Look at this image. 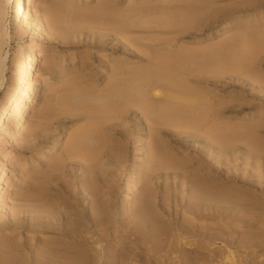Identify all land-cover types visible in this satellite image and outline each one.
<instances>
[{
    "label": "rangeland",
    "instance_id": "374dc122",
    "mask_svg": "<svg viewBox=\"0 0 264 264\" xmlns=\"http://www.w3.org/2000/svg\"><path fill=\"white\" fill-rule=\"evenodd\" d=\"M191 1L192 0H35L36 11L45 3H53L56 8L61 9L60 16L63 23L61 36L56 37L54 35L49 38L38 40L32 33H27L26 36L21 33L15 34L11 28L12 38L9 40V45H5V49L9 51L6 79H10L14 62L17 59V48L21 42L24 41V37H27V40L30 41L31 44L38 42L42 47L41 52L43 59L34 67V76L40 72L45 73L48 79H50V83L42 89L41 102H39L34 108L35 110H33L27 118L25 124V134L27 136L24 138L25 140L21 139L23 138L21 136L18 139H13L11 142H8V144L0 142V157L5 153H9L12 158L10 168L6 174V181L11 179L14 181L16 180L12 190L8 193H4V201L7 203V210L0 211V216H2L0 219V248L4 245V241L7 240L6 234L12 232L8 229L9 225H19V228H17L18 234L15 238L17 241L31 239L35 235L31 230L30 220L34 215L33 196L38 183H41L40 185L43 187L54 189L56 188V184L62 182L61 179H63L67 181V196L68 198H72V194H75V187L84 180V178L80 175L83 170H80L72 161L74 160V155L76 156V151L78 152V149L75 151L74 148H77L76 145L80 146L82 142L79 144L76 142L75 146L72 147L74 144H70L72 141L69 140V138H77V141L81 138L80 141H83V143H90L91 145L93 142L88 141H92L90 137L94 138V133L97 132L93 131V128H95L93 126L98 125V128L96 126L97 129L95 128V130H99L101 133H99V131L97 133H99L101 137L103 136L104 139H102L103 141L100 140L97 137L99 135H97V138L93 139V141H96L94 143L98 145V141L100 140V146L101 143L104 142L101 146L103 149L107 146L108 150L109 148H113L112 156L107 154V161H105V170L103 174L108 179L110 190H112L115 195L113 199L117 209V217L120 215L119 211L121 205H127V207H125V209H127L129 207H134L136 204V200L133 202L129 199L126 200L125 188L129 184L130 174H143L145 171H148L146 167V158L148 155L146 154L149 153L146 152L145 145L149 143L151 146H155V152L160 154V156L173 158L178 164L183 165L189 175H205L209 177L211 181H216L220 185H223L224 189L227 191L229 190L232 195H237V197H240L239 195H244L242 198L244 200H249V205H253L252 208L254 209L245 205H236L235 203H231L228 200L229 197H227L222 203L229 207V211H231L229 216H226L223 220L214 218L207 221L211 226L220 224L237 228L241 231L244 230L242 236L232 233L231 235L225 236L223 241L216 240L210 242V259L212 258V262L209 264H225L223 259L226 252L229 250L235 255L236 260L233 264H247L245 261L246 257L250 258L252 256L256 258V264H264V182L255 183L250 181L253 179V176H250L253 173L256 178H259L260 174L264 176V156L255 157V155L251 153L250 142H247L248 137L253 136L264 145V6L259 7L253 5L250 6L249 11L243 13L239 12L224 17L223 13H225L226 7L237 3L241 8L246 4L244 2L248 0H196V2L200 1L207 4L206 8L211 11L207 12L206 16L196 23L191 24L190 21L186 19L188 15L186 10L189 8V3ZM215 9L218 10L216 13L214 12ZM213 13H215V16L212 15ZM140 18L141 20H139ZM180 18H183L182 21H189V23L183 22V26ZM173 20L175 26H171ZM127 21L129 23H131V21L134 23L130 25ZM140 21L142 22L140 23ZM162 21H164V23ZM158 23L163 24V26L167 24L170 26H164V29L163 26L162 28L161 26H157L159 25ZM159 27L161 29H159ZM129 37L130 39H128ZM240 39L243 40V42L247 40L248 42L246 43L250 44L253 42L252 45H255L252 46L251 51L258 54L256 55L251 52L248 55H251V57L253 56L252 58L249 57L251 59V64L248 70L241 73L237 72L238 69L232 64L234 60H231L233 59L234 52L242 46V43H239ZM250 40H252V42ZM238 43L239 45H237ZM224 46H228L229 49L232 47L234 52H229L230 50L228 49L227 51L226 48L224 49ZM149 49L153 53L155 52V54L157 52V56H159L161 52L159 56L161 59H163L162 57H166L173 62L174 67L176 66V69L179 70L178 74H180L182 79L187 82V84H191L190 87L194 94H206L216 104V115L213 118L215 126L208 132L211 137L213 136L214 140L212 144L204 138L194 140L184 134L173 133L167 128H164V133L160 141L154 140L153 137L148 134L149 128L145 120L139 115L136 116L134 110L131 109L127 112L124 111L125 113L123 112V115H119L120 118L118 121L114 120L111 121V123H106L103 120L100 121L99 116H102L101 110L106 107L107 103L109 105L110 102L114 104L118 101V104H120L124 99L122 101L124 104H120V106L122 105L124 108V105L127 104L130 98H132V95L134 96L136 92L135 89H131V91H133L131 92L129 90V92L127 88L125 89L123 87V89H120L122 91L117 89V91H120L118 93L119 95L122 92L121 96L116 93L118 97L114 94V97H112V99H114L111 100V97L108 95H111V93L108 92L109 84H111L112 81L114 82L113 84H116V81H120L116 75H114V72L126 68L151 66V62H149L148 59L150 58L149 56H152V52L149 54ZM152 49L158 51H153ZM222 49L223 51H227L226 53L232 54L230 58H228L230 55L227 57L229 61L228 65L226 64L227 58L224 60L225 55H227L225 52L222 56L220 54L222 58L224 57L223 59L218 56ZM208 50L210 51L208 52ZM146 51H149V53ZM206 52H208L210 56L214 54V56H218L219 58H209ZM183 53H185V55H183ZM191 55H193V58ZM179 56H181L180 60H178ZM186 58L188 60L191 58L190 62L187 61ZM181 59H184L185 62ZM220 59L226 62L223 61L224 63L222 65ZM208 60L212 61L213 64L207 66V69L209 67L211 68H209V71L207 70V73L205 68L206 65L204 67L201 64L206 62L211 64ZM47 61L53 66L51 72L45 69L44 63ZM183 62L185 66H187V69L188 67L190 68L189 72L192 73L182 74L188 72V70L183 72L185 69L183 70L182 68H186L184 65H181L184 64ZM176 64H179V67L181 65V67L178 68ZM213 65L215 67L218 66V68L220 67L219 70H222L225 66H228L230 69L232 68V70L229 69L230 71H228V68H225L227 70H222V73L216 68L214 72L215 67H213V70ZM201 68L204 69L202 70ZM147 83H145L146 86L144 91L146 87L149 88L150 86L149 92H147V88L145 94L151 97L152 89L155 88H160L163 94H172L174 90L173 82L163 81L160 83L155 81L152 82L153 84ZM68 84L74 85L76 88L81 86V89L78 88L80 92L83 89V91L86 90V95L83 94L84 98L85 96L90 97L92 92L89 100L92 98L94 99L91 101L94 102L96 100V103L92 102L94 109H96L95 107L97 105L101 104L102 106V103L105 102L103 103V107L99 106V109L101 108L100 110L98 107L97 111L95 110L97 113L99 112L98 114H96V112L95 114L93 113L97 118L98 124L93 123V126L89 125L90 114L82 109L92 106H85L87 105L85 103V107H81L82 105H80L76 108L74 116H63L54 119L50 128L44 132L45 135L50 136V138L47 139L46 142H41L39 144L40 141L37 142L35 136H30L28 134V126L38 119V114L41 109L40 106L42 103L46 102L45 99L47 101L49 99H54L55 101H53L56 106L63 103L60 102L62 101L61 98L66 95L68 96L67 98L65 97V99L68 101L70 100L68 97L72 95L70 91H72L74 87L72 89L70 88L71 90L69 89L68 92ZM76 88V92L80 93ZM87 89L91 91L89 90V92ZM104 89L107 90L104 91ZM123 90L126 91V93L128 92L127 95L129 94V96H126ZM2 92L3 91L0 93V98ZM74 92H72V97L77 96L80 99L78 94L74 96ZM59 94L61 95L59 96ZM93 94H97L98 97L102 98L98 99V97ZM102 94H104V96ZM80 95L82 97V94ZM72 97H69L71 100L68 103H71V101L73 103L74 99H72ZM83 97L81 100H78L82 101L83 99L86 101L87 99ZM115 98L117 100H115ZM59 99H61L59 101L60 104L56 101ZM65 99L63 98V100ZM79 101L77 102L80 103ZM84 101L81 103L83 104ZM64 103L66 102L64 101ZM78 103H73V107L74 104L78 106ZM67 105L64 104V106ZM10 111L8 110V114H10ZM87 125L89 127H87ZM63 126L66 128V135L58 141L59 147L51 150V145L58 137V133ZM83 127L86 129L92 127L90 131L94 133H91L89 129V132L87 130L85 131ZM83 130L84 132H88L86 134L90 136L82 133V136L85 134L82 138L80 134ZM87 137L89 139H87ZM41 139L44 138L42 137ZM113 142L117 143V146H112L111 144ZM83 145L85 146V144ZM97 145L95 144V147L92 145L90 148L93 147L96 149ZM221 146L224 147L223 150L220 149ZM119 149L124 150L125 160L123 162H119V160H116V156H113V152L119 151ZM74 152L75 154H73ZM68 155L71 157L67 158ZM70 158L71 160H68ZM217 161H219V164ZM222 167L225 169L223 172ZM16 169L18 170L16 173L17 175L13 176ZM174 176L176 177L175 179ZM210 176H213L215 179ZM149 178L152 182L148 183L149 186L147 188L150 187L155 194L157 193L160 196L167 197L165 203L169 205L175 204V194L178 193L180 195L183 191V179L180 173L173 174L169 172V174H151ZM107 179H105V181ZM46 181H48V184H46ZM105 181L101 182V179H99L101 193L109 189L107 186L103 185ZM133 184L135 185L133 186ZM133 184L130 185L131 190H133L134 194L138 195L142 185L139 184V186H137L138 184H136V181H134ZM184 193L190 194V192L186 191ZM50 194L56 196L55 193ZM249 195L252 196L251 199H249ZM140 197L141 195L139 194L137 198L139 199ZM247 202L248 201L244 204H247ZM54 203L55 200L52 201V204ZM59 203L60 202L57 204ZM156 204H158L159 207L162 206V202H159V200ZM240 210H243V212H240ZM179 211L180 215H188L183 209ZM235 211L236 213H234ZM111 231H114L113 228ZM109 237L107 241H114L115 244H123L119 237L111 235ZM107 244L108 242L105 243V247H107ZM137 251L143 255L141 249H137ZM2 255L5 257L9 255L11 257L15 256L24 261V263H27L29 258L40 257L38 249L32 247L19 248V250L15 249L4 254L0 253V257H2Z\"/></svg>",
    "mask_w": 264,
    "mask_h": 264
},
{
    "label": "bare ground",
    "instance_id": "6f19581e",
    "mask_svg": "<svg viewBox=\"0 0 264 264\" xmlns=\"http://www.w3.org/2000/svg\"><path fill=\"white\" fill-rule=\"evenodd\" d=\"M244 3L246 4L241 8L237 3L226 7L223 16L228 17L230 15H234L235 13L249 11L250 6L253 5L259 7L264 6V0H248ZM206 7L207 4L192 0L189 3V8L186 10L188 14H185L187 15L186 19H188L191 24L196 23L206 16L207 12L211 11ZM217 11L218 10L215 9L214 12L216 13ZM215 13L212 15L215 16ZM60 14L61 9L56 8L53 3H45L40 6L38 11H36L35 0H0V93L3 91L0 98V142L3 144H8V142H11L13 139H18L21 136L23 137L21 139L26 138L25 124L27 118L30 116L32 111L35 110L34 108L39 104V102H41L42 89L50 83V79H48L45 73L40 72L34 76V67L43 59L41 52L42 47L38 42L31 44L30 41L27 40V37H24V41H22L18 46L17 59L14 62L10 79H6L9 51L5 49V45H9V40L12 38L11 28L15 34L21 33L26 36L27 33H32L36 38H38V40L49 38L54 35L56 37H60L63 31V23L61 21ZM180 19L182 22L181 24H183L185 21H182L183 18ZM139 20H141V18ZM164 21L162 22L164 23ZM189 21L186 22L189 23ZM141 22L142 21H140V23ZM131 23L134 22L131 21ZM131 23L128 22L130 25ZM157 26H161L162 28L163 24H159ZM164 26L168 27L170 25L167 24ZM164 26L163 28L165 29ZM171 26H175L174 20ZM161 28L159 27V29ZM128 39H130V37ZM239 41L240 44L242 43V46L235 52L232 50V47L229 49L228 46H224V49L226 48V50H230L229 52H234L233 59H231L234 60V63L232 64H234V66L238 69L237 72L241 73L248 70V67L251 64V59L249 58L251 55H248L251 52L253 54L256 53L251 51L252 46L255 45H252V40H250L252 42L251 44L246 43L248 42L247 40H244L245 42H243V40L240 39ZM239 43L237 45H239ZM155 50L156 49L153 51ZM209 51L210 50H208V52ZM222 51L223 49L219 52L218 56H220V54L222 56L225 52L227 55H225L224 60H226L229 55L230 56L228 58L231 57L232 54L226 53L227 51L225 50L223 52ZM146 52L149 53V51ZM151 52L152 51L150 50L149 54H151ZM208 52L206 53L208 54ZM151 55L152 56H149L150 58L148 59V61L151 62V66L126 68L114 72V75H116L122 83L120 81L119 83L116 80V84H113V81L112 83L110 82L111 84H109L108 92H110L112 96L108 93L107 94L111 97V100L114 99H112L114 94H118L122 91L120 89H123V87L125 89L127 88L128 91L135 89L136 92L134 96L132 95V98H130L127 104L125 103L126 105H124V108L122 105L120 106V104H124L122 102L124 100L123 98L121 103L119 102L120 104H118V101H115L116 103L114 104L110 102L111 104L109 103V105L106 102L108 106L106 105V107L101 110L102 116H99L100 121L103 120L106 123H111V121L114 120L118 121L120 118L119 115H123L124 111L127 112L131 109L134 110L136 116L139 115L143 120H145L149 128L148 134L152 136L154 140L160 141L164 133V128H167L173 133L184 134L194 140L204 138L212 144L214 139L208 132L215 126L213 118L216 115V104L206 94H194L192 88L190 87L191 84H187V82L182 79L180 74H178L179 70L176 69V66L174 67L173 62L168 60L166 57H162L163 59L159 57L161 52L159 56H157V52L156 54L155 52H152ZM183 55H185V53H183ZM192 56L193 55H191V57ZM218 56L216 57L212 54L211 56L209 55V58H219ZM221 56L220 58H222ZM180 58L181 56H179L178 60H180ZM228 58L227 62L220 59L222 65L224 62L228 65ZM190 60L191 58L189 60L187 59L189 62ZM209 62H211V64L209 63L210 65L208 62H206L208 65L206 63L201 64L204 67L206 65V71H209L210 68L209 67L207 69V66H211L213 64L212 61ZM179 64H176L178 68H180L181 65L185 66V63L181 64L180 67ZM214 65L212 66V69L215 67ZM44 66L46 70H49L50 72L52 71L53 66L48 61L44 63ZM218 66L215 67V70L213 69L214 72ZM185 67L186 68H182L183 70L185 69L183 72H186L187 70L188 72L182 74L192 73L189 72V67L188 69L187 66ZM219 68L217 70L222 73V70H227L225 68H228V71L232 70V68L230 69L228 66H225L222 70H219ZM155 81L160 83L163 81L173 82V93L163 94L160 88H155L152 89V97L145 94L146 89L148 88L146 87L144 91L146 86L145 83L148 82L147 84H153L152 82ZM68 86H66L68 87V92L70 88L72 89L74 87V89L70 91L72 95H69V97H72V92H74L76 86H72L71 84H68ZM80 87L78 86L76 88L79 92L80 90H78V88L81 89ZM149 88L151 87L149 86ZM149 88L147 92H149ZM117 89L120 91H117ZM83 90H81L82 93H77L75 90L74 96L75 94H78L80 99L77 96L72 97V99H74L73 103H78L77 101L81 100L84 96L83 94L86 95V90ZM87 90L89 91L90 89ZM106 90L104 89V91ZM100 91L102 92L101 89ZM121 93L118 95L121 96ZM124 93H126V91H124ZM127 93L125 95L129 96ZM80 94H82V97ZM117 94L115 96H117ZM60 95L61 94H59V96ZM95 95L97 96V94ZM102 95L104 96V94ZM67 96L68 95L65 97L67 98ZM65 97H60L62 101H60L61 99L56 100L58 103L59 101L63 102L59 106L54 104V99H49L48 101L45 99L46 102L42 103L40 106L41 109L38 114V119L28 126V134L30 136H35L36 141H40L39 144L41 142H46L47 139L50 138V136L45 135L44 132L50 128L54 119H58L63 116H74L76 108L80 105L83 107L86 103L87 105L85 106L90 105L93 107V103H96V100L94 102L91 101L94 98L89 100L90 97L85 96L87 100L84 101L82 99V101H84L83 104L81 103L82 101H79L81 104L78 103V106L77 104H74L73 107L72 101L71 103H68L71 98L68 97V99H70L68 101ZM63 98L65 100H63ZM99 98L102 97H98V99ZM116 98L115 100H117ZM64 101L66 103H64ZM103 103L102 106L101 104L97 105L95 107L96 109H94V107L88 108L85 106V108L82 109L90 114V126H93V123L98 124L96 120L97 118L93 115V113L95 114L97 107L98 109L99 106L103 107ZM64 104L67 106H64ZM8 110H11L10 114H8ZM98 113L96 112V114ZM96 126L98 128V125ZM96 126L93 127L96 128ZM87 127L89 126L87 125ZM91 128L92 127L88 128L89 131ZM95 128H93V131L98 132L99 130H95ZM83 129L88 131V129L84 127ZM84 130L82 132L80 131L81 134L79 133L82 138L89 132H84ZM65 132L66 128L63 126L58 133V137L52 143L51 150L59 147L58 141L65 137ZM97 132H93L95 134V136L93 135L94 138L90 137L92 141H88L93 142L91 145L90 143H83V141H80L81 138H79V141H77V138H72L73 140L69 138L72 142H68L70 144H74L72 147L75 146L76 142H78V144L82 142L80 146L76 145L77 148H74L75 151L78 149V152L76 151V156L74 155V160L72 161L79 167L80 170H83L80 175L84 178V180H82L75 187V194H72V198H68L67 196V181L63 179H61L62 182H58L56 184V188L54 189L43 187L40 185L41 183H38L33 196L34 215L30 220L31 230L35 234L33 238L27 240L22 239L19 241L15 240L18 234L17 228H19V225H9L8 229L12 232L6 234L7 240L4 241V245L0 248V253L4 254L15 249L19 250V248L32 247L34 249H38L40 257L29 258L28 262L24 263V261L15 256L11 257L9 255L8 257H5L2 255V257H0V264H209L212 262V258L210 259V242L216 240L223 241L225 236L231 235L232 233H236L239 236L243 235L244 230L241 231L237 228L220 224L217 226H211V224L207 223V221L214 218L223 220L226 216H229V213H231V211H229V207L222 203V201L227 199V197H229L228 200L231 203H235L236 205H245L252 208L253 205H249V200H244L242 198L244 195H239L240 197L232 195L229 190L227 191L224 189L223 185H220L216 181H211V179L205 175H189L183 165L178 164L173 158L160 156V154L155 152V146H151L149 143L145 145L146 152L149 153L146 154L148 155L146 158V167L148 171H145L143 174H130L129 184L125 188L126 200L129 199L132 202L136 200V204L134 207H129L127 209H125L127 205H121V209L119 211L120 215L117 217V209L113 199L115 195L114 192L110 190L109 181L103 174V171L105 170V161H107V154L112 156L113 148H109L110 153L107 149L108 146L103 149L101 146L104 143L102 142V139L104 138L99 135V133H101L100 131L99 133ZM82 133H85L84 136H82ZM86 135L90 136L88 134ZM96 136L102 140L101 146L99 145V139L98 145L97 143H94L96 141H93V139H96ZM42 137L44 139H41ZM87 139L89 138L87 137ZM247 142H250L249 145L251 147V153H253L255 157L258 158L261 155L264 156V145L259 142L258 139L253 136H249ZM83 144H85V146ZM88 144L90 147L92 145L95 147L96 144V149L93 147L90 148ZM111 145L117 146V143L113 142ZM223 148V146L220 147L222 150ZM73 154H75V152ZM71 156L68 155L67 158ZM113 156H116V160H119V162H123L125 160L123 149L114 151ZM68 160H71V158ZM11 161L12 158L9 153H5L0 157L1 212L7 210V203L4 201V193L10 192L16 182V180L14 181L13 179L6 181V174L10 168ZM218 162L219 161H217V163ZM17 171V169L14 171L13 176L17 175ZM223 171H225L224 168L222 169V172ZM169 172H172L173 174L180 173L183 179V191L180 195L178 193L175 194V204L171 205L165 203L167 197L160 196L157 193L155 194L150 187L147 188L149 186L148 183L152 182L149 178L151 174H169ZM250 176H253V179L250 180L252 182H264V176L261 174L259 178H256L254 173ZM210 177L214 178L213 176ZM175 178L176 177L174 176V179ZM99 179H101V182L107 179V182L105 181L103 185L107 186L109 189L107 191L104 190L103 193L100 191ZM134 181L138 184L137 186H139V184L142 185L139 191V194L141 195L139 199L137 198L139 194H134L130 187ZM46 184H48V181H46ZM134 185L135 184H133V186ZM185 191L190 192V194L184 193ZM50 193H55L56 196ZM251 198L252 196L249 195V199ZM53 200H55L54 204H52ZM158 200L159 202H162L161 207L156 204ZM246 201H248L247 204H244ZM58 202L60 203L57 204ZM180 209H183L188 215H180ZM240 212H243V210H240ZM234 213H236V211ZM1 218L2 216H0V219ZM112 228L114 230L113 232L111 231ZM110 235L119 237L123 244H115L114 241H107V239L110 238ZM106 242H108L107 247H105ZM137 249H141L143 251V255L138 252ZM223 260L225 264H233L236 259L232 251L229 250L226 252ZM245 261L247 264H256V258L254 256L250 258L246 257Z\"/></svg>",
    "mask_w": 264,
    "mask_h": 264
}]
</instances>
